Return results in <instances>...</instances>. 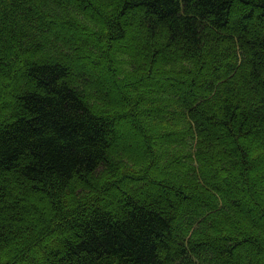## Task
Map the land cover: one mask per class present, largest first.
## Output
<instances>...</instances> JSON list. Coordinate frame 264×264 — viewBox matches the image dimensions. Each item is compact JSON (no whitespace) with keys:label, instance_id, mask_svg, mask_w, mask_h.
I'll list each match as a JSON object with an SVG mask.
<instances>
[{"label":"trees","instance_id":"1","mask_svg":"<svg viewBox=\"0 0 264 264\" xmlns=\"http://www.w3.org/2000/svg\"><path fill=\"white\" fill-rule=\"evenodd\" d=\"M0 264H264V0H0Z\"/></svg>","mask_w":264,"mask_h":264},{"label":"rangeland","instance_id":"2","mask_svg":"<svg viewBox=\"0 0 264 264\" xmlns=\"http://www.w3.org/2000/svg\"><path fill=\"white\" fill-rule=\"evenodd\" d=\"M53 33H55V32H53ZM118 48H124L123 47V45H121V44H119V45H117V49ZM93 63H94V60H93ZM119 64V63H118ZM100 66V65H99ZM99 66H96V67H99ZM136 146H137V144H135ZM139 147V146H138ZM156 160H158V158L157 157H155V159L154 160H152V162H154V161H156ZM157 165V164H156ZM157 169H159L158 167H156L155 168V171H156V173H159V174H155V176H161V174H163L160 170H157ZM166 173V176H162L163 178H165V179H167V180H169L168 179V177L170 176V174H171V172H165ZM225 178H227V177H225L224 176V178L222 179V180H224ZM255 178V177H254ZM230 181V183H231V187L235 190V187H237V184H236V182L235 181H232L231 182V180H229ZM237 189H238V187H237ZM239 190V189H238ZM242 193H244V192H242ZM245 194V193H244ZM241 199H243V198H241ZM252 210H256V208H255V206H252V208H251Z\"/></svg>","mask_w":264,"mask_h":264}]
</instances>
